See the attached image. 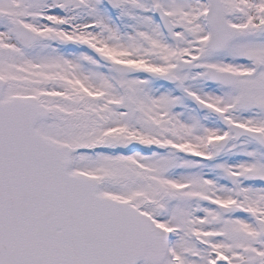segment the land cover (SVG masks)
I'll return each mask as SVG.
<instances>
[{"label": "snow or ice", "instance_id": "1", "mask_svg": "<svg viewBox=\"0 0 264 264\" xmlns=\"http://www.w3.org/2000/svg\"><path fill=\"white\" fill-rule=\"evenodd\" d=\"M0 264H264V0H0Z\"/></svg>", "mask_w": 264, "mask_h": 264}]
</instances>
